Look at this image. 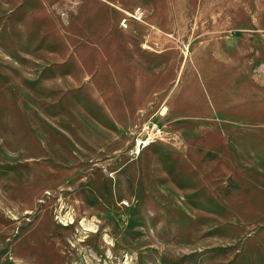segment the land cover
Wrapping results in <instances>:
<instances>
[{
    "label": "rangeland",
    "instance_id": "1",
    "mask_svg": "<svg viewBox=\"0 0 264 264\" xmlns=\"http://www.w3.org/2000/svg\"><path fill=\"white\" fill-rule=\"evenodd\" d=\"M0 264H264V0H0Z\"/></svg>",
    "mask_w": 264,
    "mask_h": 264
},
{
    "label": "built area",
    "instance_id": "2",
    "mask_svg": "<svg viewBox=\"0 0 264 264\" xmlns=\"http://www.w3.org/2000/svg\"><path fill=\"white\" fill-rule=\"evenodd\" d=\"M158 137H162V131L158 127L154 128V130L148 134L140 135L135 139L131 152L133 154H138L151 140Z\"/></svg>",
    "mask_w": 264,
    "mask_h": 264
}]
</instances>
